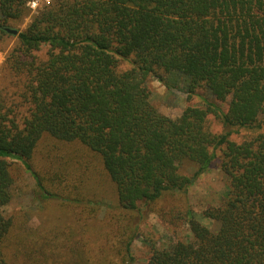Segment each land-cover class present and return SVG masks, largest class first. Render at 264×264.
<instances>
[{
  "label": "trees",
  "instance_id": "16d2710c",
  "mask_svg": "<svg viewBox=\"0 0 264 264\" xmlns=\"http://www.w3.org/2000/svg\"><path fill=\"white\" fill-rule=\"evenodd\" d=\"M30 1L0 0V42ZM17 36L0 87V264H127L154 213L192 239L152 243L149 264H264V0H54ZM150 77L228 111L203 98L169 118ZM217 159L229 185L202 215L212 229L172 201ZM17 167L84 230L55 239L7 215ZM103 208L111 233L89 224Z\"/></svg>",
  "mask_w": 264,
  "mask_h": 264
},
{
  "label": "rangeland",
  "instance_id": "374dc122",
  "mask_svg": "<svg viewBox=\"0 0 264 264\" xmlns=\"http://www.w3.org/2000/svg\"><path fill=\"white\" fill-rule=\"evenodd\" d=\"M53 1L54 0H31L27 5L25 17L19 22L10 23L9 27L17 30L19 33L26 31L33 19ZM33 4L34 7L30 6ZM17 45L18 36H8L0 42L1 88L6 87L9 85L10 81H12L9 71L4 69L6 67L5 62L8 55L11 54ZM47 52V47H44L39 55L40 58L43 57L45 59ZM123 67L126 69L129 67V64H124ZM168 83V86H166L155 77H150L148 79L152 104L156 106L163 115L169 118L176 119L180 117L187 107H204L205 102L203 98H207L210 102L217 103L225 112L228 111L227 103L216 101L205 91H201L199 93L200 96L189 97L185 92L184 84L177 77L169 78ZM209 124L214 133L222 132V125L212 115L209 116ZM249 135L250 133L248 131L242 130L240 134L235 136L234 140L241 142L249 137ZM41 152L43 153V151ZM41 154L39 153V155ZM187 169L189 172L192 171V167H188ZM16 173L19 177V182L17 190L15 191L14 200L5 208V213L7 215H18L21 217V221L25 223V228L33 232H38L41 235L49 233V236L55 239L57 236L61 238V235L64 233L70 235L71 238L73 237L72 232L75 231V229H83L80 223L72 219V217L70 219V213L60 208L59 204L42 201L38 187L31 175L25 172V170L23 171L21 167H17ZM228 185V178L222 172L220 162L217 159L211 169L199 178L197 183L186 195H177L172 202H175V205L180 207L179 210L190 209L201 222L215 229L216 225L212 221L205 220L202 215L207 209L221 205ZM110 195V193L103 194L102 198L104 204H112L113 200ZM169 205L170 204L165 203V207H169ZM109 219L108 210L103 208L97 220L89 224H91V228L99 233L102 227L105 233H111L112 229L108 226ZM140 235L141 236L133 242L131 249L133 259L127 262V264H149L151 256L150 247L152 243L156 244L157 247L167 248L172 243L178 241L186 242L192 239V234L187 224H171L158 213L149 215L148 220L141 226ZM116 262L119 263L120 260L116 259Z\"/></svg>",
  "mask_w": 264,
  "mask_h": 264
},
{
  "label": "water",
  "instance_id": "95a60500",
  "mask_svg": "<svg viewBox=\"0 0 264 264\" xmlns=\"http://www.w3.org/2000/svg\"><path fill=\"white\" fill-rule=\"evenodd\" d=\"M6 31L14 36L18 35V31L17 30H12V29H6Z\"/></svg>",
  "mask_w": 264,
  "mask_h": 264
},
{
  "label": "clouds",
  "instance_id": "9594fccd",
  "mask_svg": "<svg viewBox=\"0 0 264 264\" xmlns=\"http://www.w3.org/2000/svg\"><path fill=\"white\" fill-rule=\"evenodd\" d=\"M30 6H33L34 7V4L33 5H30Z\"/></svg>",
  "mask_w": 264,
  "mask_h": 264
}]
</instances>
